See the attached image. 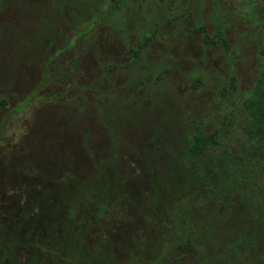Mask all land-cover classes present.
Segmentation results:
<instances>
[{
  "label": "rangeland",
  "instance_id": "rangeland-1",
  "mask_svg": "<svg viewBox=\"0 0 264 264\" xmlns=\"http://www.w3.org/2000/svg\"><path fill=\"white\" fill-rule=\"evenodd\" d=\"M261 74L264 0H0V197L15 194L17 168L90 175L120 157L138 170L197 126L224 133L227 189L256 145L244 108ZM252 164L261 183L264 163ZM234 218L230 245L256 235L248 209H236L218 220L221 241Z\"/></svg>",
  "mask_w": 264,
  "mask_h": 264
},
{
  "label": "trees",
  "instance_id": "trees-1",
  "mask_svg": "<svg viewBox=\"0 0 264 264\" xmlns=\"http://www.w3.org/2000/svg\"><path fill=\"white\" fill-rule=\"evenodd\" d=\"M154 34L130 49V65ZM254 92L244 108V136L256 145L246 149L247 162L227 189H220L217 179L225 169L219 156L229 154L224 133L199 126L167 150L138 159V170L126 169L120 157L115 166L90 175L67 168L51 175L49 166L41 173L17 168L18 190L0 197V264H264V180L257 184L261 176L252 164L264 163L263 74ZM245 145L240 142L239 148ZM236 190L242 204L233 199ZM236 209H248L256 235L245 233L230 245L238 230L235 218L225 226V240L216 231L218 220Z\"/></svg>",
  "mask_w": 264,
  "mask_h": 264
}]
</instances>
